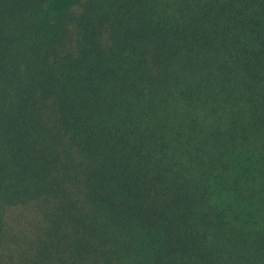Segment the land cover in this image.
Wrapping results in <instances>:
<instances>
[{
  "label": "trees",
  "instance_id": "16d2710c",
  "mask_svg": "<svg viewBox=\"0 0 264 264\" xmlns=\"http://www.w3.org/2000/svg\"><path fill=\"white\" fill-rule=\"evenodd\" d=\"M0 264H264V0H0Z\"/></svg>",
  "mask_w": 264,
  "mask_h": 264
}]
</instances>
